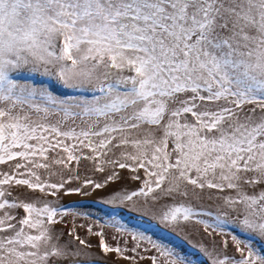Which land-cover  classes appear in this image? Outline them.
I'll return each instance as SVG.
<instances>
[{
  "label": "snow or ice",
  "instance_id": "6c2138e0",
  "mask_svg": "<svg viewBox=\"0 0 264 264\" xmlns=\"http://www.w3.org/2000/svg\"><path fill=\"white\" fill-rule=\"evenodd\" d=\"M53 80L80 94L54 93ZM116 148L120 157L106 159ZM81 158L98 160L99 172L144 169L143 188L108 202L160 190L174 202L159 221L178 227L196 218L212 241L198 249L209 264H264V0H0V165L8 166L0 169V264H91L85 249L93 246L76 225L61 243L55 225L67 209L12 192L104 188L91 179L66 188L80 177L52 170ZM206 189L223 193L214 212L175 202ZM87 232L105 254L132 264L145 258V241L152 264H193L144 233L131 234L129 248L110 245L103 228Z\"/></svg>",
  "mask_w": 264,
  "mask_h": 264
},
{
  "label": "rangeland",
  "instance_id": "374dc122",
  "mask_svg": "<svg viewBox=\"0 0 264 264\" xmlns=\"http://www.w3.org/2000/svg\"><path fill=\"white\" fill-rule=\"evenodd\" d=\"M51 90L58 95H79L80 93L74 92L71 89L61 87L56 81H46ZM89 95L88 93H84ZM50 119L53 121L59 119V116H52ZM71 123V122H70ZM80 123L79 120L76 121ZM131 151V149H128ZM58 151V150H57ZM122 149L116 148L109 153L106 159H116L120 157ZM85 155H91V153L85 149ZM54 155V153L52 154ZM63 155V153H61ZM99 161L93 162L88 159L81 158L79 164L72 161L69 164V169H63L62 166L53 165V171L61 172L64 178L69 175H78L79 180L73 179L70 184H67L66 188L81 187L85 179H91L99 183H106V186L101 189H93L91 185L84 188L83 194H64L61 190L57 197H42L39 192H32L24 186H16L12 189L13 196L18 197L20 200H31L37 197L41 199H47L53 203L54 206L67 209L68 214L64 216L60 223L55 225V229L58 233H63L61 243L70 241L72 238L68 236V232L76 225V231L81 238L88 239L89 243L93 246L90 249H85L90 255L87 260L91 261V264H132L131 261L122 259L116 253L105 254L99 247L100 238L98 236L90 235L87 232L89 226L93 231H100L103 228L107 241L110 245L125 246L131 248L135 245L136 241L131 238V234L140 232L147 236H151L154 240H163L170 242L178 249L188 254L193 259V264H209L208 259L202 255L198 249L201 246L211 248V238L203 230V226L196 223V218L193 220L182 223L178 227H172L171 225H165L159 221V214L165 208L166 205L172 204L174 201L171 199L163 198V194L160 190L150 194L148 197L137 196L131 201H124L116 203H109L113 194H130L133 191H139L143 188V180L146 179L144 169H139L137 172H133L128 168L121 169L118 166L113 167L111 165H104L105 171L99 172L96 170ZM131 163V162H129ZM0 169L8 170L7 165H0ZM42 178H48L47 173L44 170H40ZM117 173L118 177L114 180L108 181L107 177ZM134 176H140L141 179H133ZM61 176L55 175L51 177L52 182H59ZM152 195L161 196V199L154 201ZM223 193L216 192L215 190L206 189L201 193L199 198L196 197H176L175 202L183 201L190 203L193 207L204 211H215L220 201L218 196H222ZM209 197H212L209 199ZM11 199V198H10ZM19 214L23 215V211L19 210ZM86 214V215H85ZM59 219V217L57 218ZM199 219L211 218L207 216L199 217ZM83 225V227H79ZM123 225L127 231H117L118 227ZM113 237H116L115 239ZM215 242L218 245L221 241V236L215 235ZM229 240V247L227 254L232 255L235 253V248L232 245L230 236L225 237ZM258 247H264V245L257 244ZM145 249H148L145 251ZM140 255L145 257L144 259H137V264H152V261L148 258L156 255L154 249H151V245L146 241L143 242L142 247L138 249ZM127 255H134L132 252H128ZM238 255V253H236ZM63 264H78L76 260L64 261Z\"/></svg>",
  "mask_w": 264,
  "mask_h": 264
}]
</instances>
